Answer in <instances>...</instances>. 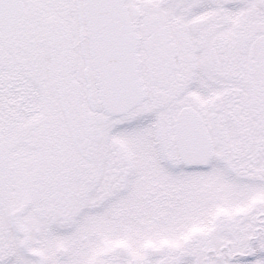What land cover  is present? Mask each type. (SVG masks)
<instances>
[{
  "label": "snow or ice",
  "instance_id": "6c2138e0",
  "mask_svg": "<svg viewBox=\"0 0 264 264\" xmlns=\"http://www.w3.org/2000/svg\"><path fill=\"white\" fill-rule=\"evenodd\" d=\"M0 264H264V0H0Z\"/></svg>",
  "mask_w": 264,
  "mask_h": 264
}]
</instances>
